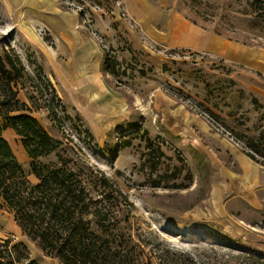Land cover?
Returning <instances> with one entry per match:
<instances>
[{
  "label": "rangeland",
  "instance_id": "374dc122",
  "mask_svg": "<svg viewBox=\"0 0 264 264\" xmlns=\"http://www.w3.org/2000/svg\"><path fill=\"white\" fill-rule=\"evenodd\" d=\"M138 1L55 0L69 23L75 21L70 27L103 54L102 79L110 91L83 102L66 97L46 52L37 49V42L54 45L50 31L22 19L11 20L0 11V54L7 51L19 57L26 68L18 97L32 107L29 113L54 138L63 141L38 162L60 166L63 159L89 178L107 175L128 195L135 233L141 232L149 247L158 244L210 264H264V186L252 200L224 194L218 201L212 193L214 162L222 151L218 138L264 165L260 151L264 4L261 0H143L148 7L139 16L130 10ZM153 15L152 22L165 31L164 38L168 28L189 35L196 28L228 39L244 53L233 55L238 58L234 60L173 45L170 39L159 41L147 25L146 19ZM48 104L54 106L56 119ZM100 106H108L111 112L105 114L114 115L107 119L110 126L109 121L100 127L92 120ZM192 118L205 122L208 129L190 126ZM3 135L28 179L37 183L21 137L12 128ZM193 138L200 139L208 152L194 148ZM17 230L13 214L0 208V239L25 243L34 259L46 264L36 257L38 252L40 258L48 255Z\"/></svg>",
  "mask_w": 264,
  "mask_h": 264
},
{
  "label": "trees",
  "instance_id": "16d2710c",
  "mask_svg": "<svg viewBox=\"0 0 264 264\" xmlns=\"http://www.w3.org/2000/svg\"><path fill=\"white\" fill-rule=\"evenodd\" d=\"M107 70L116 73L115 68ZM25 71L19 57L7 51L0 54V208L13 214L22 233L63 264H210L158 244L149 247L142 233H135L128 195L107 175L89 178L63 159L60 166L38 162L58 150L63 141L54 138L29 113L32 107L18 97ZM47 106L56 119L54 106ZM6 128L21 137L37 183L28 179L4 137ZM260 151L264 156V140ZM0 264L41 263L31 257L25 243L14 244L13 238H6L0 239Z\"/></svg>",
  "mask_w": 264,
  "mask_h": 264
},
{
  "label": "crops",
  "instance_id": "0c3cea01",
  "mask_svg": "<svg viewBox=\"0 0 264 264\" xmlns=\"http://www.w3.org/2000/svg\"><path fill=\"white\" fill-rule=\"evenodd\" d=\"M146 6L148 7V4L140 0L136 5L130 6V10L141 16L144 14ZM0 11H3L11 20L22 19L25 22L29 21V24L43 25L50 31L54 39V45L49 46L44 41L43 43L37 42V49L46 52L49 65L54 67L57 78L63 82L62 89L67 98H76L79 102H83L82 100L85 99L107 96L110 88L102 79L101 61L103 60V54L101 55L97 45L89 39H85L79 30L70 27V25L72 27L76 25L75 21L69 23L68 15H65L56 5L55 0H0ZM53 20L54 22H52ZM146 20L148 21L147 25L155 34L153 35L157 36L159 41L170 39L173 45L204 49L234 60L238 58H234L233 55L238 57V54L244 53L239 45L231 43L228 39L218 34L199 32L196 28H192L193 35H189L167 27L168 34L164 38L165 31L159 27V24L152 22L154 15ZM155 21L158 22L159 20ZM12 22L15 23V21ZM35 33L31 38L36 36ZM93 105L96 106L94 103ZM98 109L96 114H92V120L98 122L100 127L109 121L110 126L111 121L107 119L112 118L113 120L114 115L105 114V111L111 112L109 107L100 106ZM191 120L188 121L190 126L196 124L203 131L208 129L206 123L200 121V119L192 118ZM216 141H218V148L222 149L216 155V162H214L217 171L212 185V193L218 197V201L224 194L231 198L237 197L246 200H252L255 197L254 195L258 196L259 187L264 186V165L255 162L234 144L220 138ZM191 143L194 148L205 153L208 152V147L200 139L193 138ZM230 160L232 161L230 162ZM231 163L233 168L229 166ZM235 165L236 169H234ZM17 229L19 233L24 235L18 225ZM27 240L29 239L27 238ZM31 257L34 258L32 253ZM40 257L41 255L38 252L36 258L46 264H53V258L47 256V259H51L49 262L46 258Z\"/></svg>",
  "mask_w": 264,
  "mask_h": 264
}]
</instances>
